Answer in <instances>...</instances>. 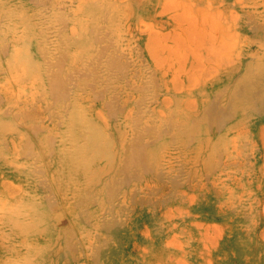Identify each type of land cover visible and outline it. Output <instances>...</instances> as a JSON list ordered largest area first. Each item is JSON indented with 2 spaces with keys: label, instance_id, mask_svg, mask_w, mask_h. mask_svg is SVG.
I'll use <instances>...</instances> for the list:
<instances>
[{
  "label": "rangeland",
  "instance_id": "rangeland-1",
  "mask_svg": "<svg viewBox=\"0 0 264 264\" xmlns=\"http://www.w3.org/2000/svg\"><path fill=\"white\" fill-rule=\"evenodd\" d=\"M0 36V264H264V0H0Z\"/></svg>",
  "mask_w": 264,
  "mask_h": 264
},
{
  "label": "bare ground",
  "instance_id": "bare-ground-1",
  "mask_svg": "<svg viewBox=\"0 0 264 264\" xmlns=\"http://www.w3.org/2000/svg\"><path fill=\"white\" fill-rule=\"evenodd\" d=\"M25 15H27L25 12H19V15L18 16H19V24L20 25L22 24L24 26V25H27L28 24L27 23V21H28L27 18H30V16L27 15V18H26ZM50 21H51V23L52 22L53 23H58V21H59V15L57 13H53L51 15V17H50ZM74 25H75V29H74L75 34H77V35L78 34H83V31H84L83 27H84V25L82 23V20H76V22L74 23ZM35 26L38 27V23L37 22H36V25ZM25 29H26V27H24V31H25ZM4 44H5V40L2 39L1 36H0V46L1 45H4ZM62 52H63V50H62ZM263 88H264L263 85L257 87V89H259V90H261V89L264 90ZM86 139H87V141L89 143V147L90 148L100 149L101 143H99L100 144V147L97 144V142L100 141V139L98 137H96L95 134L88 135V137ZM83 155H85V152L83 153ZM81 156L82 155H80V153H77V151H74L73 153L71 151V152H68L67 155L64 156V158L68 161V163L71 165L72 168H75V169H77V168L87 169V164H85L84 162L79 163L81 161Z\"/></svg>",
  "mask_w": 264,
  "mask_h": 264
}]
</instances>
